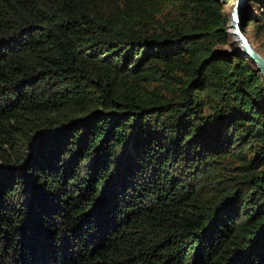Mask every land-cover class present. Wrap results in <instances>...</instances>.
I'll return each mask as SVG.
<instances>
[{"label": "trees", "instance_id": "16d2710c", "mask_svg": "<svg viewBox=\"0 0 264 264\" xmlns=\"http://www.w3.org/2000/svg\"><path fill=\"white\" fill-rule=\"evenodd\" d=\"M227 2L0 0V264H264V81L220 48Z\"/></svg>", "mask_w": 264, "mask_h": 264}, {"label": "water", "instance_id": "95a60500", "mask_svg": "<svg viewBox=\"0 0 264 264\" xmlns=\"http://www.w3.org/2000/svg\"><path fill=\"white\" fill-rule=\"evenodd\" d=\"M246 0H237V3L230 15L229 30L235 42L240 46V54L249 60L256 70L259 71L264 81V57L256 51L249 38L244 33V26L240 22L241 13Z\"/></svg>", "mask_w": 264, "mask_h": 264}, {"label": "rangeland", "instance_id": "374dc122", "mask_svg": "<svg viewBox=\"0 0 264 264\" xmlns=\"http://www.w3.org/2000/svg\"><path fill=\"white\" fill-rule=\"evenodd\" d=\"M236 3H237V0H228V2L225 3V5H224V11H225V14H226V16L228 18V25H229V22H230V15H231ZM246 4H247V0L245 1L244 6H243V10H242L241 17H240V22H242L243 17L248 12V10L246 8ZM252 12L254 13V15L252 13L251 16H256L255 20H259L261 15L264 14L263 9L260 10L259 7L254 8ZM252 27L253 26H250L249 30H251ZM226 30H227V33L229 34V41H228V43L226 45L220 46V48L222 50H225V51H228V52H234L236 50V48L239 51L240 46L238 45V43L235 42L234 37L231 35V33H230L231 30H229V26H227ZM247 37L249 38L250 42L252 43V45L256 49V51L260 52V54L262 55L264 53V47H262V43H263L262 40L261 41L259 40V41L255 42L253 34L250 33V32L247 34Z\"/></svg>", "mask_w": 264, "mask_h": 264}, {"label": "bare ground", "instance_id": "6f19581e", "mask_svg": "<svg viewBox=\"0 0 264 264\" xmlns=\"http://www.w3.org/2000/svg\"><path fill=\"white\" fill-rule=\"evenodd\" d=\"M239 51H240V49H239Z\"/></svg>", "mask_w": 264, "mask_h": 264}]
</instances>
